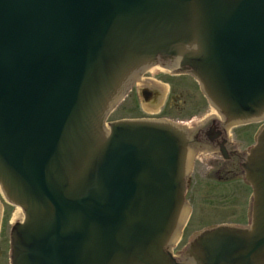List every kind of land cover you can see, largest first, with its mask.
<instances>
[{
  "label": "water",
  "instance_id": "95a60500",
  "mask_svg": "<svg viewBox=\"0 0 264 264\" xmlns=\"http://www.w3.org/2000/svg\"><path fill=\"white\" fill-rule=\"evenodd\" d=\"M157 61L197 79L224 125L264 118V0H0V187L23 211L10 264H189L169 247L198 136L104 124ZM243 168L251 223L203 231L197 264H264V126Z\"/></svg>",
  "mask_w": 264,
  "mask_h": 264
},
{
  "label": "rangeland",
  "instance_id": "374dc122",
  "mask_svg": "<svg viewBox=\"0 0 264 264\" xmlns=\"http://www.w3.org/2000/svg\"><path fill=\"white\" fill-rule=\"evenodd\" d=\"M145 76L155 77L166 87L164 102L152 104L143 101L130 91L128 96L111 112L108 121L121 118L141 116L163 117L179 123L197 122L210 113V107L199 90L197 82L188 75H172L160 67L151 69ZM139 85V84H138ZM149 105V107L147 106ZM153 110V111H151ZM151 111V112H150ZM237 127V128H236ZM232 128L233 139L245 136L248 140L242 142V147L251 144L249 134H254L260 127L259 123ZM203 155L194 162V170L190 176L187 199L191 207V216L186 227L190 236L195 231L216 224H246L248 223V207L246 206L249 190L246 184L234 178L225 184L218 183L209 175V168L203 160ZM207 158V157H206ZM15 206L9 204L0 190V264H9V230L15 220L12 214Z\"/></svg>",
  "mask_w": 264,
  "mask_h": 264
},
{
  "label": "flooded vegetation",
  "instance_id": "af4514ba",
  "mask_svg": "<svg viewBox=\"0 0 264 264\" xmlns=\"http://www.w3.org/2000/svg\"><path fill=\"white\" fill-rule=\"evenodd\" d=\"M133 90L135 94H137L138 97H140L143 101H149L151 105L159 103L161 100H163L164 102V99L166 98V96H163L162 91H160L159 89L155 87H150L148 85H145L144 83L133 86L131 91ZM208 123H209V120H205V118H203L197 122H192V125H194L197 130L199 128H201V130L203 128L204 130H206L207 127L205 126ZM245 125H248V124H245ZM239 127H242V126H239ZM214 131L215 132L213 133V135L211 133H208L207 136L204 135L205 134L204 131H201L202 136L199 139V146H204L206 149H208L206 150V152L203 153V157H202L203 160H206L205 161L206 166L207 167L211 166V168H209L210 170L207 175H209L211 178H213L218 183L227 184L233 181L234 178H239V180H242V177H241L242 158H243L244 153L247 151L248 147L252 143L247 144V146L245 145L242 147V142L244 141L245 143L248 140L247 138L244 139L245 136H241V138L239 139H233L231 136L226 135L225 131H223L222 129H219L218 131L214 129ZM249 138L250 140H254V134L253 135L249 134ZM192 170H194V168ZM189 183H190V179H189ZM246 186L248 187L247 184ZM248 190H249L248 191L249 195L247 198L246 206L249 209V196H250L249 187H248ZM187 225L185 226L183 233L181 234L180 240L177 242L176 246L173 248V252L177 256H181V252L183 251V248L187 244V242H189V240L195 234H197V232H199L202 229L201 228L195 231L194 233H192V235L190 234L189 236L186 233ZM206 227H209V226H206Z\"/></svg>",
  "mask_w": 264,
  "mask_h": 264
},
{
  "label": "bare ground",
  "instance_id": "6f19581e",
  "mask_svg": "<svg viewBox=\"0 0 264 264\" xmlns=\"http://www.w3.org/2000/svg\"><path fill=\"white\" fill-rule=\"evenodd\" d=\"M157 67V66H156ZM156 67H153V68H156ZM153 68H151V69H153ZM150 69V70H151ZM137 82H143L144 84H146V85H148V86H151V87H155V88H157V89H159L160 91H164V87L162 86V85H160V84H158V83H155V82H153V81H151V80H145V79H143L142 77L137 81ZM151 111H153V110H151ZM150 111V112H151ZM213 113H215L216 114V112H215V110L213 109V108H211V110H210V113L209 114H207V116H210V115H212ZM0 213H1V210H0ZM23 217H22V211H21V209L19 208V207H15V209H14V211H13V214H12V220H21Z\"/></svg>",
  "mask_w": 264,
  "mask_h": 264
}]
</instances>
